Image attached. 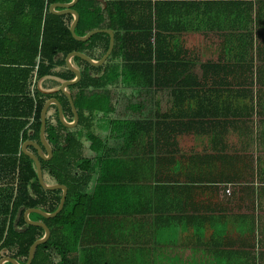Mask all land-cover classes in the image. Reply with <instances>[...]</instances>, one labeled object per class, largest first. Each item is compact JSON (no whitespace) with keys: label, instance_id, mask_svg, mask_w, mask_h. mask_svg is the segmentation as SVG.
<instances>
[{"label":"crops","instance_id":"crops-1","mask_svg":"<svg viewBox=\"0 0 264 264\" xmlns=\"http://www.w3.org/2000/svg\"><path fill=\"white\" fill-rule=\"evenodd\" d=\"M123 1L132 20H164L134 33L180 53L155 65L161 85L138 96L143 121L109 114L92 129L106 144L78 264H264V0ZM221 3L254 4L258 24L249 10H201ZM22 32L0 26L1 160L25 154L27 85L32 80L33 98L45 83L38 62L31 69L22 59ZM229 51L242 58H217ZM208 52L213 58L203 57ZM9 176L0 168V178Z\"/></svg>","mask_w":264,"mask_h":264},{"label":"trees","instance_id":"trees-1","mask_svg":"<svg viewBox=\"0 0 264 264\" xmlns=\"http://www.w3.org/2000/svg\"><path fill=\"white\" fill-rule=\"evenodd\" d=\"M71 1L0 0V26L11 22V26L21 27V34L26 37L21 47L22 59L26 60L31 69L38 62L36 78L45 79L42 88L34 86L33 98L30 97L32 80L28 82L25 122L21 123V130L24 125L27 126L22 136L24 141L40 144L41 111L52 98L60 102L65 120L69 123L73 121L67 97L57 91L63 82L75 78L66 66L67 56L78 52L99 61L109 49L108 34L97 33L87 42L76 41L70 32L73 16L55 15L49 11L53 4H68ZM106 3L105 6L96 0H78L73 7L79 14L75 27L77 36L84 37L96 30H110L114 33V47L100 67H93L78 57L72 59V64L81 72V80L68 87L79 117L76 127L68 128L61 123L55 105L47 111L45 139L53 155L49 160L40 159L43 179L48 185L65 186L67 195L63 209L55 217L44 218L36 213L30 214L32 221L42 222L50 230L49 239L36 248L31 264H78L76 255L84 246L87 203L95 184L100 181L99 173L104 162L101 151L106 144L92 129L109 114L122 123L127 121V117L137 115V121H143L145 118L141 115L146 105H140L138 96L157 90L161 85L157 79L154 81L152 78L155 65L157 68L161 61L174 58L180 53L163 52L158 41L151 44L149 34L134 33L139 31L137 27L162 28L164 20L157 17L132 20L130 4L127 2L106 0ZM256 6L259 10L260 4ZM171 8L180 10L182 7ZM162 9L163 5L159 4L153 10L158 12ZM189 9L190 6H187ZM201 10L221 14L249 10L248 21L258 24L257 17L252 18L254 4L251 3L202 4ZM225 20L224 17L218 22ZM238 20L240 22L235 24L241 25V19ZM167 22L169 26L174 24L172 20ZM231 53L235 59L242 58L241 52L231 51L222 52L217 58L228 59ZM203 57L213 58L209 52L203 53ZM127 92L139 94L132 98L127 97ZM132 99L139 100L124 107L121 112L120 103ZM114 121L112 119L111 123ZM28 150L37 155L34 147H28ZM1 161L3 163H0V168H5L10 176L0 178V185H4L0 187V260L9 257L19 264H26L30 247L44 236V230L28 225L24 213L29 209L54 213L59 207L62 191L43 189L38 181L35 163L25 154Z\"/></svg>","mask_w":264,"mask_h":264},{"label":"water","instance_id":"water-1","mask_svg":"<svg viewBox=\"0 0 264 264\" xmlns=\"http://www.w3.org/2000/svg\"><path fill=\"white\" fill-rule=\"evenodd\" d=\"M96 1L101 2L106 6V3L104 0H96ZM77 2H78V0H72L68 4H53L50 6V12L55 14V15L70 14L73 16V22L70 26V32L72 34V37L76 41L87 42L93 35H95L97 33H106L110 36V45H109V49H108L107 53L99 61H94L89 56H87L83 53H78V52L71 53L67 56L66 66L71 72L74 73L75 78L72 81L63 82L57 91L62 92L67 97L69 104H70V107H71V110H72V113H73V116H74L73 121L71 123L67 122L64 118L63 109H62L60 102L56 98L50 99L44 105V107L41 111V115H40V119H41L40 145H38L34 142H28L26 145V146H28V145L33 146L37 150V155H34V154L28 152L26 149V146L23 148L24 149L23 152L25 153V155L28 156L31 160H33V162L35 163L38 181H39V184L42 186V188L45 190H48V191H53V190H61L62 191V197H61L59 207L54 213L48 214V213H45V212L38 210V209H29L24 213V219L28 225L37 226V227H40L44 230V236L41 239L34 242L33 245L30 247L29 258H28L26 264H31L36 248L39 245L45 243L50 237L49 228L42 222L32 221L29 217L30 214L36 213V214L43 216L44 218L55 217L63 209L64 203L66 200V195H67V188L65 186H63V185H48L44 182V179H43L42 169H41V165H40V159L49 160L52 158V155H53L52 150H51L50 146L48 145V143L45 139L47 111L50 108V106L55 105L57 107L58 115H59V119H60L61 123L68 128L76 127L78 122H79V117H78L77 110L74 106L71 93L68 91V87L77 84L81 80V72L78 68H76L72 64V59L74 57H78L93 67H100V66L104 65L105 61L107 60V58L112 53V50L114 47V35H113V32L110 30L92 31L84 37H79L75 34V27L79 21V14L75 10H73V7L75 6V4ZM55 9H61V11H55ZM54 92H56V91H54ZM54 92H51V93H54ZM5 263L19 264L18 262H16L15 260H13L12 258H9V257H6V258H3L2 260H0V264H5Z\"/></svg>","mask_w":264,"mask_h":264},{"label":"built area","instance_id":"built-area-1","mask_svg":"<svg viewBox=\"0 0 264 264\" xmlns=\"http://www.w3.org/2000/svg\"><path fill=\"white\" fill-rule=\"evenodd\" d=\"M228 193H229V191H228Z\"/></svg>","mask_w":264,"mask_h":264},{"label":"flooded vegetation","instance_id":"flooded-vegetation-1","mask_svg":"<svg viewBox=\"0 0 264 264\" xmlns=\"http://www.w3.org/2000/svg\"><path fill=\"white\" fill-rule=\"evenodd\" d=\"M86 55V54H85ZM88 56V55H87Z\"/></svg>","mask_w":264,"mask_h":264}]
</instances>
